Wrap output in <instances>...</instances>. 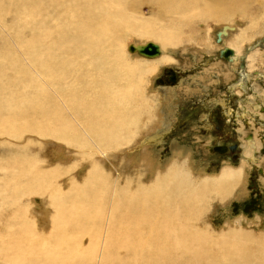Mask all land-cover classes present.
Instances as JSON below:
<instances>
[{
    "label": "bare ground",
    "instance_id": "1",
    "mask_svg": "<svg viewBox=\"0 0 264 264\" xmlns=\"http://www.w3.org/2000/svg\"><path fill=\"white\" fill-rule=\"evenodd\" d=\"M260 1L0 0V27L4 31L8 29L12 31V38L17 45H20L23 52L21 55L23 62L12 57L11 51L3 49L7 52L1 51L0 53L1 139L21 140L20 144L29 145L36 136L37 139H46L45 143L48 145L45 146H48L49 149L50 147L56 149L55 158L61 157L58 151H63V149L80 152L87 149L90 153L94 151L92 154L98 153L103 160L106 159L107 153H116L126 145L130 147L133 142L137 141V139L134 140V135L143 137L145 140L149 139L148 135L162 123L163 113L166 111L170 113L172 100L168 102L164 100L166 103L162 105L163 107L153 108L152 102L145 98L143 91L145 83L142 76L154 75L158 72L162 62L166 63L172 60L169 56L171 55L169 47H175L182 42L181 34L185 28L190 29V34H193V27H195L193 24L196 21L221 22L227 20L229 15L235 14L242 19H248L249 9L254 3L259 2L260 4ZM145 7L152 12L151 20L142 19V9ZM12 11L15 13L13 21L11 19L9 24H5V13H12ZM159 21L166 22L167 25L161 26ZM167 26L171 27V30ZM222 26L223 29L218 34L220 41L224 42L225 37L229 31L234 30V27ZM25 28H30L29 41H25L24 36L21 35ZM130 34L150 36L158 40L165 47V49L163 48L165 51H162L160 45L154 43L160 48V55L162 54L160 60L146 64L143 62L142 66L136 63L129 64L121 51L124 48V44H122L124 37ZM225 45L228 43L226 42ZM225 45L223 44L222 47L225 48ZM227 48L234 52V56L231 57L232 61L222 60L226 64L234 65V72L238 73L240 78L242 76L241 83L234 88H243L246 91L247 80L245 78L248 74L246 75L244 69H246L245 62L248 61L240 56L239 50L236 48ZM242 61L244 68H239ZM252 96H249L251 99L247 104L253 110L260 111L264 106V99H261V95L259 100L252 99ZM168 113L166 114L168 115ZM241 113L245 117L247 111L244 109ZM227 116L230 117V114ZM150 130L153 131L150 132ZM159 132L160 130H156V133L149 136L155 138ZM48 139L52 142L49 143ZM144 139L139 141L144 142ZM254 145L252 141L248 142L247 140L246 146L252 155H254ZM144 150L143 152H145ZM171 152L173 153V151ZM31 153L25 149L19 154V158H24L23 161L30 163H24L25 168L14 175L17 187L21 190L22 187L25 189L21 193L15 186L17 192L15 193L14 212L12 210V214H8V217L0 222L5 231L10 230L8 234L3 232V236L0 233V243H6L9 248L5 253L0 250V261L12 264L9 261H12L13 248L16 263L23 262L25 259L44 261L47 264H53L56 260L60 264L70 263L77 254L75 250L77 243L68 241L61 245L62 248L68 249L66 259L63 256L59 259L61 250L58 255L54 256L55 249L58 250L55 242L61 239L64 233L63 223L59 216L56 221L52 220L50 216L54 211L58 215L60 214L65 199L69 201L79 197V194L82 198H86L90 193H95L93 187L98 186L95 180L96 174L93 173L96 170L100 171L99 167L101 166L100 164L93 165L94 168H90L87 177L84 174L85 177L81 182H77L78 179L76 180L75 177L74 179L67 178L63 182L60 168L51 170V167L49 171L48 163L50 161L42 157L41 162L39 160L35 162L36 160H31ZM67 154L70 157L73 156L69 151ZM149 155L146 156L149 163H145L149 170H153L155 162ZM139 157L135 159L139 160ZM88 159L92 161L93 156L88 155ZM75 161L77 165L81 164L79 157ZM242 165L243 167L240 169L226 167L212 179H204L203 182L208 185L216 184L214 187H221L222 193H229L232 186L237 184L243 176L246 164L242 163ZM73 168L66 170L65 176ZM181 168L173 167L163 176L157 175L151 186L145 187L141 184L140 188L143 190L137 192L135 197L130 196L131 199L126 197V192L122 189L123 195L119 193V196L116 191L113 192L116 198L112 197L105 209L103 207L94 208L87 248L88 252L95 253V256L93 255L95 264H100L104 249L109 241L108 236L111 232H116L114 225L122 223L121 221L125 217L138 216L140 218L133 223L135 230L131 233L133 241L137 244L125 247L122 260L126 264H155L161 262L164 256L174 261L176 254L181 258L184 254L190 260L188 264L198 262V260L191 261L193 258L189 248L192 238L190 221L183 219V223H187V225H182L179 230L170 229L164 225L168 217H177L179 212V209L176 208L168 213V201L174 202L176 207L179 204L182 206L189 204V200L194 201L191 178ZM0 172L4 174L1 178L8 182V175H5L8 174V168L2 167ZM62 175H64L63 172ZM0 181H2L0 182L1 192L2 188L7 187L4 180ZM64 186L68 188L67 193L63 189ZM82 187L84 189L80 192ZM39 197L44 206L39 212L36 210L37 215H35L32 202H36ZM100 204L102 203L100 202ZM1 209L3 208L1 207ZM135 212L138 214L131 216ZM17 219H21L22 225L26 227H21L12 233L14 222ZM174 233L188 234V236L180 237L183 245L181 247H184L183 254L176 248L177 237H174ZM57 244L59 245V242ZM218 247L220 248V246ZM221 248L225 247L221 246ZM112 254H116V252L112 251ZM207 256L206 253L204 258ZM233 260L235 261L236 258Z\"/></svg>",
    "mask_w": 264,
    "mask_h": 264
},
{
    "label": "rangeland",
    "instance_id": "2",
    "mask_svg": "<svg viewBox=\"0 0 264 264\" xmlns=\"http://www.w3.org/2000/svg\"><path fill=\"white\" fill-rule=\"evenodd\" d=\"M260 2V4L259 2L254 3L252 8L249 9L248 19H242L235 14L233 16L229 15L227 20L221 22L213 20L196 21L193 24L195 26L193 27V34H190V29L185 28L181 34L182 42L175 47H169L171 52L169 56L172 60L166 63L162 62L158 72L154 75L142 76L145 83L143 90L145 98L152 102L153 108L163 107V104L172 100L170 102V113L167 111L168 115L163 113L162 123L154 131L150 130V132H153L149 135H153L156 130H160L155 138L148 135L149 139L145 137V140L143 137L140 138V136L134 135V140L137 139V141L133 142L130 147L126 145L116 153H107L106 159L103 160L98 153L92 154L94 152L92 148H90L93 151L92 153L87 149H84L83 152L63 149V151H58L61 157L55 158L54 152L56 149L54 150L52 147L49 149L48 146H45L48 145L45 143V141L47 142L46 139H37L34 136L32 143L23 145L20 144L21 140L8 141L0 137V169L2 167L8 168V174H5L8 175V182L1 178L4 174L0 172V180H4L7 187L2 188L0 192V212L2 210L0 222H3L2 219L7 218L8 214H12V210L14 212L16 188L21 193L25 189L22 187L21 190L17 187L14 180V175L25 168L24 163H30L29 161H23L24 158H19V154L23 150L28 149L29 153L32 152V155H30L31 160H36L35 162L37 160L41 162L42 157L47 158V161H50L48 163L49 171L51 167V170L60 168L63 182L67 178L74 179V177L76 180L78 179L77 182H81L85 175L88 176L90 168H94L93 165L100 164V171L95 169L96 172L93 173L96 174L95 180L98 186L93 187L95 193H90L86 198H82L79 194V197L69 201L65 199L60 214L58 215L54 211L53 215L50 216L55 221L59 216L63 223L64 236L55 242L59 251L55 249L54 256L58 255L61 250L62 253L60 252L59 259L62 256L66 259L68 249L62 248L61 245L68 243V241H76L77 248L72 247L77 252L76 256L72 262L62 261V264H95L93 262L95 253L88 252L87 248L94 208L103 207L105 209L111 198H116L113 195L114 191L119 195V193L122 194L123 189L126 192V197H135L137 192L143 190V188H140L141 184L145 187L151 186L157 175L161 174L159 176H163L173 167H182L181 170L191 178L194 201L189 200V197H187L189 204L185 206L179 204L176 207L174 202L166 200L168 201V213L176 210V208L179 209V212L175 211L178 212L177 217H168L164 225L170 229L179 230L182 225H187V223H183V219L190 221L192 238L189 248L193 258L191 261L198 260L196 264H264V110H257V112L247 104L251 99L249 96L252 95V99L257 98L259 100L261 97V99H264V0ZM5 14V24H9L11 19L13 21L15 13L12 11V13ZM152 18V12L148 11L147 7L143 8L142 19L151 20ZM159 24L161 26L167 25L166 22L161 21H159ZM222 25L233 26L234 30L231 31L232 33L229 31L230 34L228 33L226 39L224 38L226 41L218 42L217 34L223 29ZM167 28L171 30V27L167 26ZM29 29L25 28L21 32L25 41L30 39ZM240 33H243V35ZM147 42L157 43L162 51H165V47L150 36L130 34L125 36L122 41L124 48L121 53L125 60L129 64L136 63L141 66L144 63L160 60L162 54L157 58L147 59L127 51L128 46L131 44H144ZM226 42L229 46L225 45ZM223 44L226 47H234L233 49L239 50L240 56L248 61L245 62V68L249 67V69H244L246 75L248 74L245 78L247 80V83H245L247 86L246 91L243 88H241L242 90L234 88V86L241 83L242 76L240 78L239 74L234 72V65L226 64L218 57V52L223 49ZM3 49L11 51L12 57L23 62L21 58V55H23L22 49L12 38V31L10 29L4 31L0 27V53L1 51L7 52ZM251 62L253 63L251 64ZM24 65L28 69L25 62ZM173 73L176 75L174 84L169 78V75ZM160 79L164 82L160 83ZM244 109L248 114H245V117L241 113ZM227 112L230 117L227 116ZM171 113H173V117ZM233 124L235 125L236 134L225 136V130L227 129V132H229ZM215 126H219L220 129L217 130ZM143 139L144 142L139 141ZM247 140L255 144L253 148L254 155L250 154V149L246 146ZM50 142L52 141L50 140ZM230 145H236L237 151L234 153L228 152L224 155L211 152L215 147H228ZM143 147L145 152L142 150ZM67 151L71 152L73 156L70 157ZM88 155L93 156L94 161L93 159L90 161ZM147 155L154 159L155 166H153V170H149L145 163H149L146 159ZM138 156H140V159L136 160ZM77 157L80 158V165L76 164L75 159ZM242 163L246 164L243 176L237 184L232 186L229 193H222L223 189L221 187L215 188L216 184L214 183H212L214 185H208L203 182L204 179H212L226 167L240 169L243 167ZM76 166H79V169ZM71 167L74 168L65 176L66 170ZM62 172L64 175H62ZM124 178L127 180L124 181ZM19 186L21 187V185ZM84 187L81 188L80 192ZM63 189L65 193L68 192L66 186ZM189 194L191 195V193ZM103 196L104 198H102ZM43 206L40 197L36 202H32L34 214L37 215L36 212H39ZM136 214L138 212L133 213L131 216ZM139 218V216L125 217L121 221L122 223L118 222V225H114L116 232H111L108 236L109 241L104 249L100 264H126L122 257L127 245L137 244L133 241L134 238L131 233L135 230L133 223ZM22 220L26 223L24 219ZM21 227H26L22 225L21 219L15 220L12 233ZM9 231H5L4 226L0 223L2 236L4 235L3 232L8 234ZM173 235L177 237V250L183 254L184 247H181L183 245L180 237L188 236V234L174 233ZM57 242H59V245ZM221 246L225 248H221ZM8 249L6 243H0V250L3 253L7 252ZM112 251H115L116 254H112ZM206 253L208 256L204 258ZM224 258L227 259L224 260ZM233 258H236V260L234 261ZM188 261L190 260L184 254L183 258L176 254L174 261L164 256L161 262L155 264H188ZM9 262H12V264H47L44 261H31L29 259L16 263L13 248L12 261ZM6 263L0 261V264ZM53 264L60 263L56 260Z\"/></svg>",
    "mask_w": 264,
    "mask_h": 264
},
{
    "label": "water",
    "instance_id": "3",
    "mask_svg": "<svg viewBox=\"0 0 264 264\" xmlns=\"http://www.w3.org/2000/svg\"><path fill=\"white\" fill-rule=\"evenodd\" d=\"M217 35H218V41H220L219 34H217ZM128 51L130 53H135V54H138L139 56L145 57V58H156V57H159L160 53H161L159 46L154 44V43H150V42L143 44V45H129ZM232 56H234V52L227 47L221 49L218 52V57L220 59L225 60L226 62H231ZM243 61L241 62V68H244ZM170 81H172V83H173L175 80L173 78V79H170ZM236 151H237V146L233 145V146H228V147L218 146V147H215L211 152L217 153L219 155H224L228 152L234 153Z\"/></svg>",
    "mask_w": 264,
    "mask_h": 264
},
{
    "label": "flooded vegetation",
    "instance_id": "4",
    "mask_svg": "<svg viewBox=\"0 0 264 264\" xmlns=\"http://www.w3.org/2000/svg\"><path fill=\"white\" fill-rule=\"evenodd\" d=\"M239 68H241V65H240ZM171 73H172V72H171ZM169 78H170V79H173V78H174V80L176 81V75H175L174 73H173L172 75H169ZM159 82H160V83H163L164 80L160 79ZM206 121H207V119H206ZM228 122H229V120H228ZM232 126H233V127L230 129L229 132H227V129L225 130V132H224V135H225V136H228V134L234 136V135L236 134V132H235V128H234L235 125L233 124ZM215 127H216L217 130L220 129L219 126H215ZM230 146H233V145H230ZM233 156H234V155H233Z\"/></svg>",
    "mask_w": 264,
    "mask_h": 264
},
{
    "label": "crops",
    "instance_id": "5",
    "mask_svg": "<svg viewBox=\"0 0 264 264\" xmlns=\"http://www.w3.org/2000/svg\"><path fill=\"white\" fill-rule=\"evenodd\" d=\"M264 109L262 108V109H260V111H263Z\"/></svg>",
    "mask_w": 264,
    "mask_h": 264
}]
</instances>
